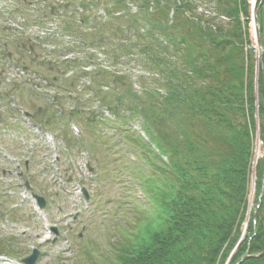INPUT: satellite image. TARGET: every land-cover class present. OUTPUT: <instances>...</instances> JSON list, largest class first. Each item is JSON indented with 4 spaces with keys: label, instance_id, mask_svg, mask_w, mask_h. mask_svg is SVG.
Segmentation results:
<instances>
[{
    "label": "trees",
    "instance_id": "obj_1",
    "mask_svg": "<svg viewBox=\"0 0 264 264\" xmlns=\"http://www.w3.org/2000/svg\"><path fill=\"white\" fill-rule=\"evenodd\" d=\"M101 1L97 0V5H103ZM129 1L137 8L135 14L124 0H110V7L104 9L108 21L93 27L99 31L116 23L123 38L109 33L112 37L107 39L98 33L101 40H95L108 46H118L124 40L129 46H118L120 57H128L136 49L143 57L139 63L143 62L142 67L147 64L146 71L154 75L152 83L157 89L149 85L137 93L124 75L102 69L95 72L101 81L91 77V86L94 97L104 95L101 108L108 107L113 115L122 102L119 97L114 108L107 96L116 90L127 100L125 113L142 120L166 164L154 156L155 174L142 180L154 205L153 218L143 217L144 222L134 215L140 227L133 239L123 238L122 243L112 246L114 258L102 256L100 264H225L232 252L229 264L238 263L245 255L240 264H264V156L255 170L256 204L240 240L256 111L264 147V0L256 3L260 5L257 19L263 49L257 109L253 50H244L249 46L246 0ZM197 2L206 7L200 9ZM81 6L87 8V4ZM80 19L84 24L88 17ZM112 54L104 55L108 58ZM81 78L75 76V83ZM124 82L128 87L122 92L117 85ZM103 87L105 92L100 89ZM158 87L162 95L155 94ZM142 147L148 161L151 151ZM83 254L88 264H96Z\"/></svg>",
    "mask_w": 264,
    "mask_h": 264
},
{
    "label": "rangeland",
    "instance_id": "obj_2",
    "mask_svg": "<svg viewBox=\"0 0 264 264\" xmlns=\"http://www.w3.org/2000/svg\"><path fill=\"white\" fill-rule=\"evenodd\" d=\"M57 1L0 0V264H21L33 249L38 252L35 264H86L84 252L95 259L99 252L114 258L112 246L122 243L125 237H133L131 230L140 225L133 220L134 215L146 222L141 212H149L147 197L139 200L135 195L140 177L148 176L150 171L141 159L143 152L129 146V136L134 138V134L139 136L143 131L137 117L127 118V100L116 90L107 96L114 108L118 107L119 97L122 102L112 123L108 107L102 111L97 103L95 109L92 103H83L87 97V90L83 89L88 82L86 76L64 91L59 90L62 85L57 80L71 81L73 75H85L82 72L102 67L106 72L123 73L137 91L149 85L157 89L152 83L155 77L146 71L147 64L142 67L143 62L139 63L143 57L136 49L128 57L118 55L122 45L128 49L124 40L118 43L119 48L109 47L104 41L96 43L95 39L101 40L99 37L105 32L122 39L116 29L118 24L110 23L97 31L90 26L97 16L93 10L87 14L89 19L79 24L73 20L81 14H74L71 8L65 12L57 7L54 10ZM254 1L246 0L248 47L259 53L256 40L251 38L253 29L256 36L251 8ZM197 6L206 7L202 2H197ZM241 20L245 21L243 17ZM110 51L112 57L103 56ZM64 56L69 60L64 61ZM254 59L253 94L258 102L259 62ZM75 62L88 67L81 69ZM117 87L123 92L128 84ZM156 91V95L163 94L159 87ZM92 94L90 89L89 95ZM23 112L32 120L31 125L23 124ZM254 123L257 137L253 157L257 151L258 160L264 149L258 137L260 119L256 116ZM71 124L78 126L80 136L72 133ZM51 137L52 145L47 141ZM252 167L251 164V170ZM254 178L248 185L242 236L256 204ZM81 190L88 196V206L84 205ZM21 191L28 193V201L33 195L45 201L43 213L57 234L45 239L28 201L20 199ZM232 255L233 252L225 264H229Z\"/></svg>",
    "mask_w": 264,
    "mask_h": 264
},
{
    "label": "water",
    "instance_id": "obj_3",
    "mask_svg": "<svg viewBox=\"0 0 264 264\" xmlns=\"http://www.w3.org/2000/svg\"><path fill=\"white\" fill-rule=\"evenodd\" d=\"M257 11H258V7L256 9V12ZM256 24L258 25V21H256ZM257 41H258V44L260 45V39L259 38L257 39ZM39 202H40L41 206H43V201L41 199H39ZM34 259H35V254L33 256L27 258L24 262L27 264H33Z\"/></svg>",
    "mask_w": 264,
    "mask_h": 264
},
{
    "label": "bare ground",
    "instance_id": "obj_4",
    "mask_svg": "<svg viewBox=\"0 0 264 264\" xmlns=\"http://www.w3.org/2000/svg\"><path fill=\"white\" fill-rule=\"evenodd\" d=\"M251 38H252V40H256V36L254 34V29L251 30ZM255 157H257V151L255 152Z\"/></svg>",
    "mask_w": 264,
    "mask_h": 264
}]
</instances>
